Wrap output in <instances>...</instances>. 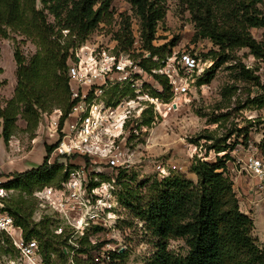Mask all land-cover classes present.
<instances>
[{"label": "rangeland", "instance_id": "obj_1", "mask_svg": "<svg viewBox=\"0 0 264 264\" xmlns=\"http://www.w3.org/2000/svg\"><path fill=\"white\" fill-rule=\"evenodd\" d=\"M98 1H108L105 19L84 40H80L67 30H58L54 13L50 11L57 5L54 0H30L35 10L43 12L46 24L52 26V38H57L63 47L57 56L61 59L66 54L64 64L67 66L66 73L57 71L62 82H56L57 76L53 77V74L45 79L48 86L42 91L40 109L34 107L38 117L33 129L22 117L23 105L16 99L17 66L14 53L18 52L27 66L37 53L41 52L43 59H47L48 51L38 46V39L33 35L27 37L10 28H6L5 36L0 35V107L6 108L10 100H13V107H18L12 136L7 143L0 140V178L9 180V183L12 180V184L16 181L9 175L22 176L26 173L16 166L24 160V156L34 152L32 156L37 161L41 160L36 155L39 146L45 150L40 163L25 161L24 165L31 169L37 168L46 159L45 147L50 146L51 140L47 141L41 127L44 125V114H50L55 109L63 112L67 106L70 109V96L63 88V79L67 77L70 92L67 74L72 64L81 60L82 65L90 69L95 64L102 66L115 63L114 67L102 73L108 74L110 79L103 86V95L95 99L97 103L115 108L116 113L126 116L122 135L118 139L123 149L125 167L123 165L119 170L117 184L120 188L115 191L118 197L111 198V202L116 199L117 204L108 227L87 230L86 239H72L78 244L79 250L87 251L70 253L73 246L66 238V226L52 212L36 211V200L32 195L43 186L57 185L58 174L45 185L35 177L25 191L21 187L25 180L20 178V187L13 188L7 199L9 204L20 200L27 206L32 204L31 220L37 229L44 225L45 218L49 219L48 229L65 240V243H53V249L48 252V264H147L156 255L160 240L141 217L142 208L153 194L149 186L155 179L159 181L177 173L196 183V175L188 171L192 159L196 157L214 163L216 158L225 153L208 149L212 141L205 138H220L227 134L230 135L226 141L230 158L223 162L225 173L231 180L239 210L252 221V238L260 248H264V172L258 176L249 167V158H258L264 164V133L263 124L260 123L264 108L249 107V100L264 85V62L255 58L248 48H234L224 53L223 60L218 56V59H214L218 47L206 36L209 29L223 30L239 26L242 15L239 0H211L208 6L201 2L189 4L187 0H147L154 2L163 12V17L155 25L151 41L152 46L157 48L154 57H150L141 39L140 20L133 12L130 0ZM248 10L251 16L263 15L264 1ZM56 11L61 16L65 12L62 6H58ZM248 30L257 42L264 41L262 28L250 27ZM55 48L53 53L57 52ZM183 53L195 56L199 69L188 77L186 94H174L169 78L160 69L170 60L176 66ZM242 67L257 77L259 86L242 75ZM201 68L203 72L199 71ZM153 74L165 75L168 83H159ZM98 84L95 81L94 86ZM1 124L0 119V129ZM245 132L247 144L242 145ZM13 144L15 146L11 147ZM70 161L51 166L46 163V166L48 171L60 167L63 174L70 166H78L81 159ZM161 169L164 175H161ZM101 180H105V177L101 176ZM121 193L124 201L127 197L129 203L120 200ZM57 229H62L63 233L55 234L54 230ZM4 236L10 241L7 234L4 233ZM89 238L97 242L91 248ZM64 246L68 252L62 256L60 251ZM165 246L168 252L179 257L186 256L189 251L185 238H168ZM14 256L13 248L10 253H3L0 247V263L5 264L6 259Z\"/></svg>", "mask_w": 264, "mask_h": 264}, {"label": "trees", "instance_id": "obj_2", "mask_svg": "<svg viewBox=\"0 0 264 264\" xmlns=\"http://www.w3.org/2000/svg\"><path fill=\"white\" fill-rule=\"evenodd\" d=\"M54 1L57 5L50 11L54 13L58 30H67L70 35H75L80 40H84L94 27L105 19L108 12V1ZM187 1L189 4L201 2L208 6L211 0ZM263 1L239 0L242 15L237 28L209 29L206 31V36L213 45L218 47L217 52H214V59L218 56L219 59L223 60L225 58L224 53L234 48H248L255 58L264 62V41L257 42L248 30L250 27H258L263 29L264 34V14H259V16L248 14L249 7ZM130 3L134 14L140 20L141 39L146 44L150 57H154L157 55V48L152 46L151 41L155 25L163 17V12L152 1L130 0ZM58 6H62L65 10L63 16L56 11ZM6 28L20 32L27 37L33 35L38 39L36 42L38 46L42 50L48 51L47 59H43L41 52L37 53L27 66L23 64L22 56L18 52L14 53L17 66L16 99L23 105L22 117L28 125L31 124L33 129L36 127L38 117V112L34 107L38 106L40 109L42 91L48 86L45 79L53 74V77L57 76L56 82H62L57 71L66 73L67 66L64 64L66 54H63L61 59L58 58L57 55L63 47L57 38H52L54 37L51 34L52 26L46 24L43 12L35 10L30 0H0L1 36L6 35ZM54 47L57 48H55L57 50L55 53H53ZM64 49L67 50V48ZM241 71L245 78L259 86L257 77L251 74L247 68L242 67ZM153 77L158 79L161 84L166 85L168 83V78L163 74L161 76L153 74ZM63 85L64 90L69 95L67 77L63 79ZM259 88V93L249 100V107L264 108V85ZM167 89H170V85L167 86ZM155 95L160 96V94ZM17 109L18 107H13V100L8 102L6 108L0 107V119L2 120L0 140L4 143H7L12 136L15 116L18 114ZM68 109L69 106L65 107L63 113H67ZM260 123L263 124L264 133V117L261 118ZM228 138H230L229 134L220 138H212V136L205 138L212 141L208 149H213L216 153H225L222 157L216 158L214 163H208L196 157L192 159L188 171L196 175V183L177 173L170 174L159 181L155 179L149 186L153 194L145 207L142 208L141 217L146 220L153 235L160 240L156 255L147 264H264V248H260L252 238L250 234L252 221L239 210L232 192L231 180L225 173L223 162L230 158L226 146ZM246 144L247 132L243 135L242 140V145ZM45 149L47 153L51 147L46 146ZM59 173H61L60 167L48 171L46 159H44L40 166L26 171L22 176L19 174L9 175L16 182L12 184L11 180L7 187H20L18 179L23 178L25 182L22 183L21 187L25 191L30 181L35 177H37V181L41 180L45 185L56 174L59 175V184L66 177L65 173ZM125 199L126 201H124V196L121 193L120 200L129 203L128 198L125 197ZM25 204L24 201L20 200L15 204L7 203V207L15 222L22 227L25 238H37L43 261L48 264V252L53 249V243H65V240L61 239V236L54 235L48 229L49 219L45 218L44 225L37 229L36 224L31 220L32 204L29 206ZM168 238H185L189 247L187 255L179 257L168 252L165 246V241ZM0 243H2L0 247L3 253L11 252V242L4 236L3 232H0ZM79 251L85 252L87 249H80ZM60 253L62 256L64 255L62 250Z\"/></svg>", "mask_w": 264, "mask_h": 264}, {"label": "built area", "instance_id": "obj_3", "mask_svg": "<svg viewBox=\"0 0 264 264\" xmlns=\"http://www.w3.org/2000/svg\"><path fill=\"white\" fill-rule=\"evenodd\" d=\"M114 66L115 63L102 66L95 64L87 69L81 60L74 62L67 74L70 85L69 111L63 113L60 109H55L50 114H44V125H41L45 138L47 141L51 140V149L46 154L48 166L81 159L78 166H70L65 179L58 185L43 186L32 194L36 200V211H50L59 216L66 226V238L73 246L70 253L79 250L78 244L72 239H86L87 230L108 227L117 204V200L113 199L111 202V198L118 197L115 192L120 188L117 179L119 180V170L125 162L118 139L122 135L126 116L119 115L115 108L105 107L95 100L103 95V86L110 79L108 74L102 73ZM116 69L120 68L116 65ZM198 69L197 58L183 53L176 66L170 60L160 72L169 78L174 94H186L188 77ZM199 71L203 72V68ZM95 81L99 83L97 87L94 86ZM249 167L255 175H263L262 160L249 158ZM160 173L165 174L162 169ZM101 176L105 180H101ZM8 182L9 180L0 178V232L9 236L15 256L6 259L5 264H44L39 242L34 237L25 238L22 227L15 222L7 207V199L13 190L7 187ZM54 232L57 235L63 233L62 229ZM88 244L91 248L97 242L89 238ZM66 248H62L65 254L68 252Z\"/></svg>", "mask_w": 264, "mask_h": 264}, {"label": "crops", "instance_id": "obj_4", "mask_svg": "<svg viewBox=\"0 0 264 264\" xmlns=\"http://www.w3.org/2000/svg\"><path fill=\"white\" fill-rule=\"evenodd\" d=\"M13 140H16V139H13ZM14 147L15 145L13 144V145H11V147ZM32 154H27L26 156H24L25 158H23L24 160L21 162V163H19V164H16V166L17 167H19V168H22V170H24V171H27V170H29V169H31L28 165H24V162L25 161H27V162H35L36 161V163H40V161L43 159V157H44V155H45V150H44V148L42 147H39L38 146V148H37V154L36 155H39V157L38 158H40L41 160H36L34 157L35 156H32L33 154H34V152H31Z\"/></svg>", "mask_w": 264, "mask_h": 264}]
</instances>
